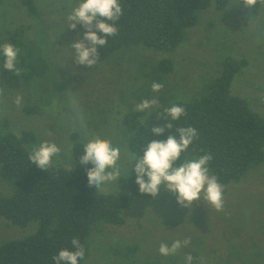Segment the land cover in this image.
Listing matches in <instances>:
<instances>
[{
	"label": "rangeland",
	"instance_id": "1",
	"mask_svg": "<svg viewBox=\"0 0 264 264\" xmlns=\"http://www.w3.org/2000/svg\"><path fill=\"white\" fill-rule=\"evenodd\" d=\"M34 1L36 16L22 0H0V39L23 30L18 59L23 72L21 88H8L0 75V88L4 89L0 135L21 137L24 131L33 132L36 141L29 147L31 151L44 141L56 143L61 152L53 157L51 167L71 169L74 144L90 138L76 118L70 98L79 104L87 133L110 138L121 147L124 161L126 151L132 150L123 120L135 105L158 99L157 106L138 111L145 118L173 102L199 99L219 76L228 56L247 62L235 76L233 93L248 99L264 117V8L247 21L238 0H231L224 10L212 4L198 13V23L187 30L176 50L135 46L91 67L76 64L72 57L75 50L71 45L83 38L86 29L79 23L75 29L68 27L67 17L80 0ZM165 59L172 62V69L162 73L158 64ZM153 82L163 84V89L153 92ZM17 96L21 97L19 105ZM130 175H135L134 169ZM126 176L128 172L122 171L116 182L97 190L126 193L121 183ZM13 190L12 181L0 175V197ZM122 216V225H96L85 264H185L187 254L194 257L192 264H264V163L227 186L221 211L202 199L192 209L181 207L165 190L156 198L135 196ZM37 228L35 222L21 227L1 218L0 244L33 234ZM185 238H190V244L175 255H160L162 242L170 246Z\"/></svg>",
	"mask_w": 264,
	"mask_h": 264
},
{
	"label": "trees",
	"instance_id": "2",
	"mask_svg": "<svg viewBox=\"0 0 264 264\" xmlns=\"http://www.w3.org/2000/svg\"><path fill=\"white\" fill-rule=\"evenodd\" d=\"M230 1L119 0L123 14L116 21L118 33L108 37L107 44L98 49V61L135 46L174 51L185 40L187 30L198 23L200 11L212 4L217 10H224ZM238 1L244 6L242 15L247 21L256 18L264 8V3L259 0L254 8L246 7L243 0ZM22 2L30 14H38L34 0ZM22 31L8 33L0 39V44L11 43L20 49L18 59L22 54ZM3 61L0 56V75L4 83L11 89L21 88L23 72L17 76L4 70ZM246 64V60L232 56L225 58L219 76L206 87L203 96L173 102L185 108L187 115L171 121L173 128L163 134H152L150 129L170 121V118L165 121L162 114L173 103L156 108L145 118L136 111L128 113L123 124L130 131L131 150L143 156L141 148L150 140L163 141L170 134L177 135L178 127H194L199 138L177 163L210 153L213 157L209 162L210 173L224 186L225 195L229 184L240 182L251 169L264 163V117L252 108L248 99L232 91L235 76ZM171 69L170 60L158 64L162 73ZM29 109L34 111L36 108ZM35 141L36 135L29 131H24L21 137L14 133L0 135V175L12 181L14 187L11 195L0 197V219L5 218L21 227L34 222L38 224L35 233L0 244V264H55L53 256L61 249L75 250L71 244L74 237L85 250L79 264H85L91 255L90 240L98 223L122 225L123 211L133 205L135 196L153 197L139 192L135 175L121 179L126 192L123 194H105L95 186L89 187L86 168L79 164L83 142L74 144L71 169L49 167L43 171L29 160V147Z\"/></svg>",
	"mask_w": 264,
	"mask_h": 264
},
{
	"label": "clouds",
	"instance_id": "3",
	"mask_svg": "<svg viewBox=\"0 0 264 264\" xmlns=\"http://www.w3.org/2000/svg\"><path fill=\"white\" fill-rule=\"evenodd\" d=\"M259 2L264 3V0ZM257 3L258 0H243V4L248 8H254ZM122 14L123 9L119 0H80L78 6L74 7L67 17L70 22L68 27L75 29L79 23L86 29L83 38L71 45L75 50L72 57L76 64L92 67L97 63L100 58L98 49L107 44L108 37L118 33L116 21ZM19 52L20 49L11 43L0 44V56L4 58L3 69L17 76L22 72L17 66ZM163 87V84L157 82L151 85L152 91L157 93ZM3 95L4 89L0 88V97ZM20 101L21 97L17 96L15 103L19 105ZM70 104L76 118L85 128V134L90 135L83 146V155L79 158V164L86 168L89 187L95 186L101 191L105 186L116 182L122 171H127L129 176L134 169L135 183L139 186L141 194H149L156 198L166 190L176 197L181 207L192 209L194 202L202 199L217 211L223 209L224 186L215 175H210L209 162L213 159L212 155L206 153L177 163L194 140L199 138L197 129L191 126L178 127L175 130L177 135L170 134L163 141L152 139L142 146V157L137 155V152L126 151L125 159L122 161L121 147L115 146L110 138L88 134L78 102L75 98H70ZM158 104L156 98L144 99L135 105L134 111L147 112ZM186 115L185 108L173 103L165 108L162 114L165 121H169V118L170 121L159 126L153 125L150 131L156 135L163 134L173 128L171 121H177ZM60 152L61 148L56 143L44 141L32 149L29 160L44 171L52 166L53 157L59 156ZM190 242V238L177 239L170 246L162 242L158 251L161 256H172ZM71 244L75 250L61 249L53 256L55 264H79L85 255L84 247L76 237L72 238ZM193 260L191 254L185 256V264H192Z\"/></svg>",
	"mask_w": 264,
	"mask_h": 264
}]
</instances>
